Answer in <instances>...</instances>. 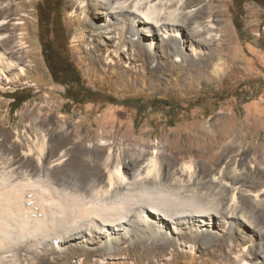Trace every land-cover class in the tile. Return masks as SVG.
<instances>
[{
    "label": "rangeland",
    "instance_id": "1",
    "mask_svg": "<svg viewBox=\"0 0 264 264\" xmlns=\"http://www.w3.org/2000/svg\"><path fill=\"white\" fill-rule=\"evenodd\" d=\"M44 1L47 0H0V22H7L0 27V197L23 191L28 200L32 192H36L44 199V204L31 212H40L46 221L64 225L68 199L72 194V197L78 195L71 190L72 187L67 189L64 179L77 176L74 179L82 185H95L82 177L85 174L81 170L82 167L87 171L96 168L80 165L79 158L97 165L103 158H109L112 169L119 164L129 168L134 158L139 161L136 170L132 171L130 166L129 172L125 173L121 166V174L129 175L125 183L146 177L150 161L157 162L159 167L162 165L163 178L156 181L161 182V190L166 193L171 190L173 194H167V198L179 197L185 205L205 206L204 203L218 202L226 195L225 204L218 205L221 212L239 207L237 213L249 217L250 211L254 212L251 208L256 207L253 215L264 230L258 213L260 207L264 209L262 4L239 0L243 2L245 13L241 19L244 36H240L234 24L237 15L234 0L191 2L184 13L197 14L198 22L203 21L208 26L211 23L215 30L207 35L210 42L200 45L191 41L193 27L184 29V42L182 46L178 45L180 55L169 57L166 53L171 49L163 45L164 36L168 35L161 29L154 27L152 31L145 29L136 36L123 35V16L120 13L101 15L98 5L90 6L92 0H84L80 8L73 5V0H48L54 10L55 6L62 9L59 14L50 15L49 27L43 25L41 28L38 13ZM116 4L119 3L114 7ZM105 22L112 24L111 33H108L110 29L108 32L93 30L90 26ZM54 28L65 36L62 53L74 60L79 70L84 92H81L83 97L78 95V100L82 99V104L67 99L68 88L53 80L43 57L42 35L49 32L53 37ZM117 28L121 32L116 31ZM147 30L150 29L147 27ZM151 32L156 35L149 36ZM205 36L194 39L205 41ZM154 37L157 49L147 46ZM149 49L152 60L146 56ZM217 66L222 70H216ZM87 90L90 95H85ZM14 95L19 100H27L17 110L12 109L13 99L10 97ZM229 146H238V152L225 157V149ZM244 149L246 154L239 153ZM153 180L147 183L148 188L156 187ZM107 181L108 176L106 183L104 181L93 193L101 192V189L109 191ZM128 190L130 186L127 189L130 193ZM20 204L25 209L23 199ZM5 215L15 226L8 241L23 242L14 246L12 251L7 252L4 246L0 248V264H13L11 258L20 247L26 246V242L18 235L20 223L16 215ZM211 222H208L211 225L209 230L214 225ZM216 222L218 228L213 232L218 234L217 237L223 235L226 227L233 226L232 219L227 221L216 217ZM172 225L170 222L165 236H173ZM196 227L189 229L197 230ZM130 229L126 225L124 231H117L118 235L100 240L105 243L110 238L119 239L127 234L129 240L126 244L132 245ZM238 235L236 238L241 239L235 243L240 246L234 256L243 254L244 248L251 245L249 239L259 245L241 261L224 264H241L243 260H246L245 264H264V244L261 245L264 240L248 231ZM52 242L46 238L37 247L35 255L43 254L45 247H53ZM72 244L76 248L98 247V244L85 245L77 241ZM68 246L72 247L63 239L54 241L57 250L69 249ZM201 251L194 255L174 256L171 262L159 264H223L216 258V244L207 253ZM35 255L22 251L19 257L23 262L32 260ZM49 257L53 259L58 255ZM46 262L41 264H49ZM86 264L158 263L137 262V259L122 254L114 258L96 256L92 263Z\"/></svg>",
    "mask_w": 264,
    "mask_h": 264
},
{
    "label": "bare ground",
    "instance_id": "2",
    "mask_svg": "<svg viewBox=\"0 0 264 264\" xmlns=\"http://www.w3.org/2000/svg\"><path fill=\"white\" fill-rule=\"evenodd\" d=\"M92 1L94 2L90 6L94 8L98 5V8L100 9L98 12L101 15L110 16L113 13H120L123 16L125 19L124 22L121 23L122 20L120 21L121 24H125H123L124 26L121 29L123 35L124 33H129L132 36H136V34L143 33L145 29L147 32L152 31L151 29L154 27L159 28V30L161 29L164 34L168 35V37H165L162 32H159L164 36L163 45L171 49L170 52L166 53L169 57L180 55L179 51L181 50V47L179 48L178 45H181L182 42H184V37L182 36V31H184V29L193 27L192 31L194 33V38L198 37L203 39L206 35L204 39L205 41L191 38V41H197L200 45L209 43L211 38L210 36L207 37V35L213 33L215 30L214 25L211 23L210 26H208L204 25L205 22L203 21L198 22L197 14L187 15L184 13L185 9L191 4V2H199L201 0ZM82 3H84V0H73V5H78V8H80ZM115 3L119 4H116L117 6L114 7ZM85 6L86 5L83 4V7ZM113 9H115L116 12H114ZM5 24H7V22H0V27H3ZM195 24H197L196 27L194 26ZM90 26L93 30L101 29L107 31L112 29V24L106 22L99 24V26L93 24H90ZM147 27L150 30H147ZM197 27L198 31L196 30ZM200 27L204 31H202ZM118 30L120 31L119 28H117L116 31ZM111 32L112 30L108 33ZM150 35H156V32L155 34L154 32H151L149 36ZM155 38L156 37L151 40L147 39V41H151V43L147 45L149 48H158L157 43H155ZM146 56L148 60H152L153 54L150 49L146 51ZM216 70L222 69L217 66ZM238 149V146L227 147L224 152L225 157L238 152ZM246 152V149H244L239 153L246 154ZM78 160L79 164L82 166L96 168L95 170L87 171L83 170L84 167H82L81 170L83 172L82 174H85L82 177L95 185L89 184L88 186H84L78 181V179H74L77 177L75 175L74 178L71 176V178H73L71 180L64 179L67 189L72 187L71 190L73 189L72 191L74 193H78V195L74 194V197H72V194L68 199L69 209L64 212V225H57L53 221H46L40 212H31V210H35L36 207L38 208L40 205L44 204V199L39 195L37 196L36 192H32L31 199L28 200L23 196V191L13 193V195L12 193H8L5 196L0 197V248L4 246L8 252L12 251V248H15L14 246L23 244L22 241L16 243L12 240L8 241L11 236L10 232L15 226L5 214L16 215L17 222L20 223V227L17 228L18 235L26 242V246L20 247L13 258H11L13 264H23V262H27L26 264H41L43 261H47L46 263L49 264H86L90 262L92 263L96 256H101V258H106L107 256L114 258L115 256L122 254L132 257V259H137V262L154 261L159 264L162 261L171 262L174 256H181L182 254L185 255L187 253L192 255L197 254V251H201L202 249L204 250L201 252L207 253L211 250L213 244H216L218 250L216 258L219 259L218 261L220 263L222 262L224 264L225 262H230L232 260H235V262H239V260L241 261L242 258L251 254L253 249L259 245L255 241L249 239L248 242H251V245L244 248L243 254L238 255L237 253V255L234 256V251L240 246V243L237 244L235 241L241 239L239 237L236 238V234H239L238 236H240L248 231L251 232V235L261 239V241L264 240V230L260 228L258 218L255 219L253 215L256 207L251 208L254 212L252 213V211H250L251 216L248 217L241 216L239 214L241 212L237 213L240 209L239 207L229 209L226 213L221 212L222 210H220L218 205L221 206L222 204H225L228 199L226 195L220 197L218 202L213 201L211 202L212 204L208 202L204 203L205 206H196L195 204L190 205L188 203V205H185L181 201L182 198L180 200L178 196V198L169 199L173 196L171 190L166 193L164 189L161 190V182L156 181L157 179L163 178L161 172L162 165L160 164L159 167L157 162L150 161L149 167L146 169V177L143 178L141 176L140 180L125 183L128 182L126 180L129 178L126 176L129 175L121 174V166L123 164H119L112 169L113 163L109 161V158H103L102 161H99L98 165L89 160H83V158H79ZM130 166L132 171L136 170V168L139 167V161L133 158ZM123 167L125 173H128V166L123 165ZM107 176L109 191H107V189L106 191L101 189L104 192L100 190L101 192H96L94 194L93 191L95 188L99 187L104 181L106 183ZM153 179L156 181L155 185L157 188H148L146 186L147 183L151 182ZM73 186H75V188ZM128 186H130V190H128L130 193L127 192ZM162 186L164 187L163 184ZM122 190H126V192ZM152 190H155L156 192H151ZM167 194H170L171 196H168L167 198ZM197 198L199 199V197ZM242 198H244V196ZM22 199L25 201V209L21 208L22 205L20 204V200ZM204 199L203 201H208ZM184 200L185 199H183V202ZM258 213L264 224V209H261L260 207ZM216 217H220L223 220L227 219V221L228 219H232L233 221V226H230V229H226V227L223 231V235L220 237H217L218 234L213 232L214 229L218 228ZM129 218L132 221H128L127 219ZM204 218L207 219L205 220ZM211 221H213L215 226L213 225L209 230L208 227L211 225H209L208 222ZM237 221L239 223H237ZM170 222L173 224L172 226H174L173 231L171 230L172 237L169 235L165 236L166 229H168ZM126 225L131 227L132 245L126 244L129 240L127 234L126 236H121V238L119 237V239L110 238L108 239L109 242L105 243L100 240L101 238H108L113 234H117V231H124V226ZM191 226H197L198 228H196L198 231L193 228L190 230L189 228ZM205 227H207L208 230ZM46 238L53 241V247H45L43 254L35 255L37 254V247L40 244H43ZM180 238H183L184 240L182 241ZM60 239H63L65 243L72 245V247L68 246L69 249L64 247V249L60 248L57 250V248L54 247V241ZM76 241L82 242L85 245L88 243L92 245L98 244V247L95 245L96 248L93 249L88 246H84L83 248L79 246L80 248L77 247L79 249L77 250L72 244ZM242 241L245 242L244 239ZM245 243H247V240ZM263 244L264 243H261V245ZM75 245L78 246V244ZM60 246L61 244L59 247ZM182 246H184L186 250L179 249ZM188 248H191L190 250L192 251H187ZM22 251L34 254L35 256L32 258L33 262H30L32 260L28 261L27 259L22 262L19 257ZM50 255H58V257L51 259L49 257ZM245 262L246 260H243L241 264H245Z\"/></svg>",
    "mask_w": 264,
    "mask_h": 264
},
{
    "label": "trees",
    "instance_id": "3",
    "mask_svg": "<svg viewBox=\"0 0 264 264\" xmlns=\"http://www.w3.org/2000/svg\"><path fill=\"white\" fill-rule=\"evenodd\" d=\"M237 5V15L234 18V24L239 32L240 36L243 35L244 27L242 25L241 19L243 17L244 8H243V2L240 3L239 0H234ZM257 1L262 4L264 7V0H253ZM43 6L40 7L38 16L40 18V27L42 28L43 25L46 27H49L51 24L50 21V15L53 13V15L61 11L62 7L55 6V10L51 8L52 5H50V2L44 1ZM58 23V22H57ZM60 28V27H58ZM54 36L51 37V33H47L46 35H42V51H43V57L49 67L50 73L52 75L53 80L56 83H60L64 86H66L68 89L66 91L67 99L75 104H82L84 101L81 99L78 100V95L83 97L81 95V92H84L83 90V84L81 80V76L79 73L78 68L75 65L74 60L69 59L67 56H65L62 51L65 50V36L63 32H60L58 30L53 29ZM261 48L264 50V45L261 46ZM85 95H90V90L85 91ZM16 95V93H15ZM10 97L13 99L12 102V109H18L25 101L26 99L19 100L18 96ZM84 95V96H85Z\"/></svg>",
    "mask_w": 264,
    "mask_h": 264
}]
</instances>
